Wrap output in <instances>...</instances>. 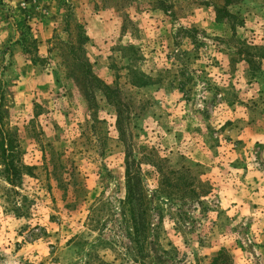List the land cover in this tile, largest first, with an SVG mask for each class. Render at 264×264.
<instances>
[{
    "label": "rangeland",
    "instance_id": "374dc122",
    "mask_svg": "<svg viewBox=\"0 0 264 264\" xmlns=\"http://www.w3.org/2000/svg\"><path fill=\"white\" fill-rule=\"evenodd\" d=\"M0 127V264H264V0H0Z\"/></svg>",
    "mask_w": 264,
    "mask_h": 264
},
{
    "label": "trees",
    "instance_id": "16d2710c",
    "mask_svg": "<svg viewBox=\"0 0 264 264\" xmlns=\"http://www.w3.org/2000/svg\"><path fill=\"white\" fill-rule=\"evenodd\" d=\"M17 147L18 146L15 143V139L12 138L7 130H3L2 127H0V174L9 185H13V183L22 176V169L31 168L20 162L19 151ZM125 175L128 184V195L130 202L133 204V201L136 200L134 197L136 194L137 199H140V195L138 193L139 188L137 187L139 183L136 172L127 162L125 167ZM140 207L137 208V210L140 212H135L133 210L134 219L136 215H138L140 219L142 218L143 212ZM137 230L138 229L136 228V231Z\"/></svg>",
    "mask_w": 264,
    "mask_h": 264
}]
</instances>
